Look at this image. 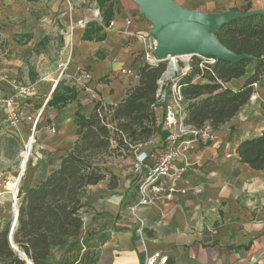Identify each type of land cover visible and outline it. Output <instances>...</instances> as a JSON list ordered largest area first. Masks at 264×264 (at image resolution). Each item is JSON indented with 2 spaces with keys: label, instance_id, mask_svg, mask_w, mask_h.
Instances as JSON below:
<instances>
[{
  "label": "crops",
  "instance_id": "obj_1",
  "mask_svg": "<svg viewBox=\"0 0 264 264\" xmlns=\"http://www.w3.org/2000/svg\"><path fill=\"white\" fill-rule=\"evenodd\" d=\"M170 1L207 16L243 11L249 3L250 10H264V0ZM136 3L117 0L114 18L102 31L104 39L90 41L82 38L87 24L103 25L96 0H0V72L8 76L0 81V97L16 94L14 82L30 86L35 93L18 96L17 103L28 113H41L35 134H39L37 151L44 160L27 187L38 185L73 149L76 114L91 115L95 92L102 104L117 105L138 84L139 78L121 72L137 70L144 62V45L138 35L150 34L152 29ZM78 21L84 25L72 29ZM58 33L63 50L52 60L36 46ZM64 62H68L65 76L60 78L57 67ZM82 73H90V79L82 80ZM60 81L76 87L77 100L61 108L49 106ZM257 82L249 102L215 131V140L200 139L185 151L186 172L179 180L168 181L177 189L172 199L131 209L140 199L141 177L132 170L136 150L108 167L104 180L88 186L82 195L83 210L94 217L75 239L82 254L72 264H145L159 249L169 255L168 264H264V170L242 162L237 153L241 142L264 130V75ZM42 94L46 102L33 112L31 105ZM7 110L0 103V113L6 116ZM169 134L163 125L162 134L147 148L150 161L168 147ZM33 139L30 136L28 141Z\"/></svg>",
  "mask_w": 264,
  "mask_h": 264
},
{
  "label": "trees",
  "instance_id": "obj_2",
  "mask_svg": "<svg viewBox=\"0 0 264 264\" xmlns=\"http://www.w3.org/2000/svg\"><path fill=\"white\" fill-rule=\"evenodd\" d=\"M116 1L96 0L103 25L89 22L84 40L104 39L102 31L114 18ZM250 9L249 3L245 11ZM215 35L229 50L249 57L237 63L217 59L208 66L210 69L202 70L200 59L193 56L190 71L179 73L174 81H167L163 86L160 80L167 69L165 61L142 62L137 67L138 84L128 90L120 103L109 106L97 103L90 116L77 112L78 131L73 149L38 185L20 193L19 225L14 239L34 264H55L51 259L54 249L65 245L69 238L78 239L81 235L82 195L88 186L106 178L99 156L124 149L129 152L132 146L136 150L139 144L162 134L165 110L160 108L166 106V100L160 95L162 91L171 94L174 83L181 86L186 104L183 124L194 129L210 125L216 131L249 102L253 83L264 75V13L234 19ZM47 41L48 37L40 41L37 51ZM196 75H202L205 81L195 82ZM241 79L239 88L226 86ZM77 97L75 86L60 81L47 104L61 108ZM105 108L112 113V129L102 116ZM113 141L117 143L115 148H112ZM237 153L242 162L264 170V130L241 142ZM9 230L0 231V263L27 264L11 247Z\"/></svg>",
  "mask_w": 264,
  "mask_h": 264
},
{
  "label": "built area",
  "instance_id": "obj_3",
  "mask_svg": "<svg viewBox=\"0 0 264 264\" xmlns=\"http://www.w3.org/2000/svg\"><path fill=\"white\" fill-rule=\"evenodd\" d=\"M132 20L128 19L127 24L131 25ZM77 26L84 25L83 21H78L72 25V29ZM138 37L141 39L144 45V62L157 63L160 61H171L174 65L176 73H168L161 80L160 84L163 86L167 81H174L181 70V63L178 57L169 58L168 60H162L155 54L156 40L151 34H139ZM192 56V55H191ZM200 59V69H210L208 66L216 63L217 59L214 57L194 55ZM187 67L183 74L187 73L190 69V63L186 64ZM67 63H60L58 65L59 77L65 76V70ZM122 73L128 74L138 78L137 70L131 68H124L121 70ZM200 77L202 75H199ZM90 73H82L81 79H90ZM8 80V76L0 72V81ZM258 86V82L253 83V88ZM13 90L15 95L9 97H0V103L5 106L8 110L6 112L7 119L13 125H20L22 123H28L31 126V132L33 133L34 143H36V134L40 125L41 113L37 115L28 113L20 108L16 98L30 96L35 93V88L30 86L20 85L17 82L13 83ZM161 92V91H160ZM161 98L166 100V106L164 108L165 115L163 125L170 131L167 137L168 147L164 149L154 161H150L151 155L148 153L147 148L153 143L152 139L145 141L138 145L136 148L135 157L132 163V170L135 174L139 175L140 181L138 184V190L140 199L137 204L133 205L131 209L134 211L139 205H150L161 199H172L175 192L177 191L174 184H169L168 181H177L186 172L188 163L185 160V151L188 150L189 146L199 141L200 139L215 140L217 138L215 130L210 125H205L201 129H194L183 124V96L181 94V86L174 83L172 85V93L161 92ZM94 98L100 100L99 96L94 95ZM102 104V102H100ZM45 128L53 130L50 125H45ZM33 145L29 149L27 144L25 150L29 152V157L32 155ZM30 150V151H29ZM23 151V152H24ZM28 157V159H29ZM17 208V206H16ZM18 210V209H17ZM94 214H90L86 210H82L83 226L92 223ZM169 255H166L162 250H156L149 255L145 264H168Z\"/></svg>",
  "mask_w": 264,
  "mask_h": 264
},
{
  "label": "rangeland",
  "instance_id": "obj_4",
  "mask_svg": "<svg viewBox=\"0 0 264 264\" xmlns=\"http://www.w3.org/2000/svg\"><path fill=\"white\" fill-rule=\"evenodd\" d=\"M136 4L140 8V5L138 3ZM97 19L98 17L95 18V20ZM54 20H55L54 25L57 26V24L59 23V19L57 18V15L54 18ZM62 47L63 45H62L61 36L58 33V34H50L49 41H47L43 45L42 49L44 50L43 51L44 53L46 52L49 53V55L52 57V60H55L60 56L61 54L60 52L63 50ZM193 59L194 57L191 55H188L187 57L184 58H178V60L181 63L180 74H183L184 70L187 67L186 65L187 63H190L191 65ZM168 63L169 61H165L166 67ZM81 70H83V68H80V71ZM31 71H32V67H31ZM189 71L190 69L187 72ZM30 76L31 77L34 76L33 72H30ZM194 81L202 82L205 80L203 76L200 77L199 75H196L194 77ZM241 81L242 79L238 81L234 80L228 83L226 86L239 88ZM94 95L98 96L96 92L94 93ZM46 98L47 97L45 96V94L39 95V98H37L35 102L31 105L32 111L33 112L37 111L38 107L41 106L44 102H46ZM100 102L101 100L94 98L95 104L93 105V107H95V105ZM105 106H109V104H105ZM183 108L185 109V106ZM107 109L108 108H105V111L102 112V116L105 122L109 123V127L112 129L113 124L110 123V117L112 113L109 112ZM84 110L87 109L85 108ZM184 111L185 110H183V113ZM30 136H33L30 125H13L2 112L0 113V231L6 228L10 229L12 223L11 219L13 215L14 216L16 215L17 209L18 211L20 210L19 208L21 202L20 193L26 191L27 189L26 182L28 181V179H30L32 173H34L35 171L37 172V170L43 164L42 162L44 160L43 155L41 154L40 151H37L39 146L38 145L39 134L37 135V137H35L36 143H34V145H33L34 139L33 141L31 140L30 142L33 145L32 155L29 157V152L24 151L25 145L26 144L27 146L29 145L28 139ZM115 147H117V143L116 141H113L112 148ZM131 148L132 151L129 152H126L128 150L124 149L123 150L124 152L123 151L120 152L119 150L109 154L104 153L100 155L99 158L101 159V165L103 169L106 172H108V167L112 166V164L116 160L118 161L123 160L126 157L125 155L130 154V152L134 154L135 149H133V146ZM19 176H21L19 182V190L17 192V195L15 196L13 194V185L16 181L19 180ZM81 250L82 249L79 246L78 242H76L75 239L71 238L70 240L67 241L65 245L54 249L51 259L55 264H72V262L76 261L81 256L82 254ZM86 253L90 255L89 252H84V255H86ZM94 256L95 255L93 254L91 257L92 261L94 259Z\"/></svg>",
  "mask_w": 264,
  "mask_h": 264
},
{
  "label": "water",
  "instance_id": "obj_5",
  "mask_svg": "<svg viewBox=\"0 0 264 264\" xmlns=\"http://www.w3.org/2000/svg\"><path fill=\"white\" fill-rule=\"evenodd\" d=\"M135 1L140 5L143 16L149 19L152 24L150 34L156 40L155 54L162 60H168L169 55L186 54L214 57L237 63L249 56L237 55L229 50L220 42L215 33L234 19L264 13V10H229L219 16H207L198 11H186L170 0ZM168 73H176L171 61L167 65L164 76ZM18 225L19 211L8 235L10 245L27 261V264H34L15 243L14 235Z\"/></svg>",
  "mask_w": 264,
  "mask_h": 264
},
{
  "label": "bare ground",
  "instance_id": "obj_6",
  "mask_svg": "<svg viewBox=\"0 0 264 264\" xmlns=\"http://www.w3.org/2000/svg\"><path fill=\"white\" fill-rule=\"evenodd\" d=\"M188 55H179V56H176V55H169L168 57L169 58H173L174 59V61H175V58L176 57H178V58H184V57H187ZM31 146H32V144L29 142V145H28V148L30 149L31 148ZM30 151V150H29ZM19 182H20V179L18 180V181H16L15 183H14V185H13V194L16 196L17 195V192H18V190H19ZM17 212H18V210H17ZM17 212H16V215L14 216L13 215V217H12V223H11V227H10V230L12 229V226H13V223H15V218H16V216H17ZM10 230H9V233H10Z\"/></svg>",
  "mask_w": 264,
  "mask_h": 264
}]
</instances>
